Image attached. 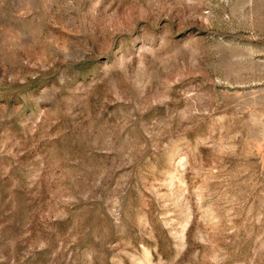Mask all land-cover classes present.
<instances>
[{
    "label": "rangeland",
    "instance_id": "1",
    "mask_svg": "<svg viewBox=\"0 0 264 264\" xmlns=\"http://www.w3.org/2000/svg\"><path fill=\"white\" fill-rule=\"evenodd\" d=\"M0 264H264V0H0Z\"/></svg>",
    "mask_w": 264,
    "mask_h": 264
}]
</instances>
